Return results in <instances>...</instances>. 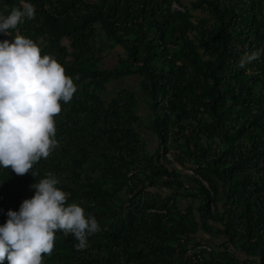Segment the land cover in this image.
Masks as SVG:
<instances>
[{
  "label": "trees",
  "instance_id": "trees-1",
  "mask_svg": "<svg viewBox=\"0 0 264 264\" xmlns=\"http://www.w3.org/2000/svg\"><path fill=\"white\" fill-rule=\"evenodd\" d=\"M25 1L36 12L20 25L21 33L48 40L42 54L65 67L77 92L70 103L61 102L54 117L59 147L35 165L38 175L0 168V226L9 210L19 211L34 196L30 185L51 172L69 194L67 204L80 205L98 223L82 251L87 258L174 264L196 237L173 219L167 200L149 190L170 187L201 199L188 213L196 210L203 231L222 241L223 250L211 259L194 253L182 264H264V54L239 66L243 56L264 48V0H192L188 7L183 0ZM174 1L185 10L173 11ZM19 6L20 0H0V14ZM98 23L127 54L109 69L97 65ZM13 38L0 34V41ZM64 39L72 52L60 45ZM129 74L141 77L149 125L135 113L129 92L108 104L102 100L110 80ZM137 126L155 136L153 156ZM174 163L193 166L194 174ZM116 180L137 182L126 200L107 187ZM154 251L162 252L160 259Z\"/></svg>",
  "mask_w": 264,
  "mask_h": 264
},
{
  "label": "clouds",
  "instance_id": "clouds-1",
  "mask_svg": "<svg viewBox=\"0 0 264 264\" xmlns=\"http://www.w3.org/2000/svg\"><path fill=\"white\" fill-rule=\"evenodd\" d=\"M36 9L20 0L10 14H0V34L13 36L0 41V168L17 176L38 173L33 169L59 147L54 117L77 92L72 77L50 54L32 39L19 33L25 19H33ZM264 48L246 54L240 67L259 59ZM79 79V76L76 77ZM51 172L30 187L34 196L25 199L19 211L9 210L0 226V264H43L51 256L57 232L71 234L77 250L86 249L88 236L98 231L95 217L78 204H67L68 193Z\"/></svg>",
  "mask_w": 264,
  "mask_h": 264
},
{
  "label": "rangeland",
  "instance_id": "rangeland-1",
  "mask_svg": "<svg viewBox=\"0 0 264 264\" xmlns=\"http://www.w3.org/2000/svg\"><path fill=\"white\" fill-rule=\"evenodd\" d=\"M192 0H183L185 5L188 7L189 3ZM89 3H96L98 0H88ZM194 16L196 18H200L201 14L198 12H194ZM24 24V23H23ZM22 24V25H23ZM32 27V24H30ZM22 26H19V33L27 38L35 41L44 51L49 44L48 40L39 36L36 39H33L31 36H27L25 33L22 34L21 30ZM15 31L13 35H15ZM5 37H11L9 35L3 34ZM34 35V34H32ZM96 40L94 42L95 51L100 54L102 60L97 64L98 66L104 68H112L116 65V62L120 56L126 58V51L117 43H113L111 40L107 38L103 29L101 28V24H96ZM172 42V37H170ZM61 46H65L68 48L70 52H72V48L69 42L64 39L60 42ZM260 88V84L255 86V89L258 90ZM129 92L132 94L136 100L137 107L135 109V113L139 117V119L144 123V125H149L151 120V112L149 109V101L144 93V90L141 86V77L138 74H129L122 78L110 80L106 86L104 92L101 94L102 100L108 104L112 99L118 97L122 92ZM206 122H209L210 119L205 116ZM137 130L140 134L141 140L144 142L146 146V153L148 156H153L155 154V148L157 146V140L155 136L151 133L150 130L145 128V126H137ZM173 166L181 172L188 173L190 169H194L191 165H186L184 167L174 163ZM143 178V176H142ZM137 182L132 181H112L107 183V187L109 189H114L118 191V195L122 199H127L134 192L135 184ZM141 185L137 189H140ZM196 185H193L190 189V193L196 195ZM149 190L161 197L162 199L167 200L168 208L172 211V217L174 220L183 221L187 224V226L195 231L196 239L191 240L190 245H186L185 250H181L180 254L176 257L174 264H182L187 256L196 254H202L206 259H211L213 255L220 253L222 248L221 239L205 233L201 228V221L197 216L196 210H194V215L189 214L187 207L190 205H194L195 208L201 203V199L196 196H184L176 194L175 190L170 187H150ZM174 224V223H173ZM107 225V224H106ZM168 232V231H167ZM104 234H100L98 237H104L106 235L105 230H103ZM167 236V234H166ZM68 237V238H67ZM78 241L72 235H65L63 232L58 234V237L55 239L54 251L51 256H45L43 260V264H61L57 259H64L63 261L67 264H98L94 260H90L82 254L83 250H77L76 245ZM186 253V254H185ZM160 255L162 252H153V256L155 260L160 259Z\"/></svg>",
  "mask_w": 264,
  "mask_h": 264
},
{
  "label": "built area",
  "instance_id": "built-area-1",
  "mask_svg": "<svg viewBox=\"0 0 264 264\" xmlns=\"http://www.w3.org/2000/svg\"><path fill=\"white\" fill-rule=\"evenodd\" d=\"M25 2H27V1H25ZM27 3H29V2H27ZM171 8L173 11H184L185 10L180 4H178L175 1L172 3ZM189 174H194V169H190ZM204 184L206 186H208L206 182H204Z\"/></svg>",
  "mask_w": 264,
  "mask_h": 264
}]
</instances>
